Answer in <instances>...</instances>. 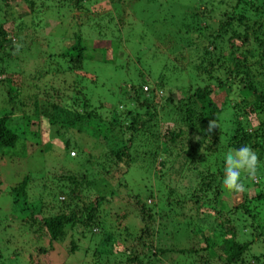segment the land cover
Masks as SVG:
<instances>
[{
	"label": "rangeland",
	"instance_id": "rangeland-1",
	"mask_svg": "<svg viewBox=\"0 0 264 264\" xmlns=\"http://www.w3.org/2000/svg\"><path fill=\"white\" fill-rule=\"evenodd\" d=\"M84 1H86L84 7L77 9L71 0H65L68 12L65 15L62 12L61 0H32L34 6L32 11L23 0H0V22L9 30L7 44L17 42L19 37V46L25 49L24 53L18 52L19 56L24 57V62H17L16 70L22 69L23 73L31 76L36 68H42L44 75L36 83L40 86L44 84L46 88L48 84L52 86L56 84L55 86L58 87L59 81L62 82L63 73L55 69L58 52H68L67 48L73 41V32H77L76 25L82 23L86 16L89 17L86 21L90 20L81 25L78 31L88 42L86 54L91 55L92 50L97 48L94 57L98 59L85 58L82 62V70L69 72L70 77L67 74L66 84L70 86V91L74 85L76 92L82 91V96L86 97L90 109L99 114L100 118L109 120L113 115L118 119L122 128V138L132 136L130 149L135 155L134 163L132 162L127 169L118 166L113 158L91 159L90 162L85 163L84 156L90 153L93 158H97L100 150H106L105 143L100 141V148L96 146L93 151L91 148L93 142L88 139L83 145L85 150L83 156L79 133L56 124H40L38 141L34 140L36 138L33 136L30 138L27 135V138L25 134L19 133L18 141L21 136L26 138V142L23 146L16 144L7 150L4 158L1 157L3 160H0V264H77L82 259L77 252L84 251L88 255L92 248L96 250H94V258L87 259L85 255L86 260L82 259V264L224 263L225 253L220 242L222 236H218L219 242L218 245L215 243L213 246L215 252L212 254L202 249L204 243L201 237L215 236L211 220L230 221L229 227L233 226L237 230H240L244 224H249L247 230L251 234L250 226L254 222L261 224L264 222V197L252 201L248 206L256 212L253 221L248 217L245 223L240 212L228 213L225 210L227 206L239 203L244 194L246 199L253 196L257 189L264 191V185L261 187L264 182V146L262 154L257 148H251L258 156V163L254 175L241 170L239 182L244 185L243 191L231 192L224 186L223 181L220 183L222 194L219 199L225 200L224 203H220L221 214L213 215L211 209L213 204L208 201L204 200V205L199 198L200 202L192 201L193 195L197 194L199 181H197L196 165L189 164L190 157L185 150L188 144L203 138H200L201 133L198 128L193 129L179 124L181 115L177 104L178 100L184 98L195 86H203L211 82L204 77V74H198V78L194 77L197 73L194 74L192 71L193 64L197 63V56L201 52L203 35L214 30L218 22L217 11H214V8H218L216 0H207L205 4H201L202 0H158L163 3V8L170 7L172 13L168 15L172 14L171 20L177 18L176 24L173 23L172 26L168 21L164 23L159 14L156 15L155 7L148 1L139 0L135 7L146 5V15H151L149 11L151 10L153 17L132 16L126 9L127 20L125 19L126 25L123 30H116L114 33L108 30L97 36H94V30L90 26L98 21L99 25L103 26L106 19L104 12L111 9L110 2L94 0L95 3L90 6L88 3L93 0ZM124 1L125 6L127 2L131 3V0ZM182 6L185 9H202L206 11L205 17L193 19L187 16L183 19ZM191 19L201 27L200 32L184 31L182 24L191 23ZM115 22L118 24L116 16ZM36 27H40V31L34 30ZM161 30L162 33L165 32V36L167 33L171 34V42L168 38H166L168 43L160 40L158 36ZM49 32H53L52 35H49ZM185 38L188 44L184 41ZM56 39L59 41L57 47ZM230 43L232 42L226 40L216 57L221 55L228 57ZM28 44H32L29 51ZM253 45L251 42L249 46L237 49V52L247 47L252 48ZM54 52V57L47 56ZM255 56L254 52L253 58ZM102 59L112 62H105ZM61 66H64L63 61ZM215 74L221 77L220 72L216 71ZM129 85L136 87L137 92L139 91L137 86L147 85L152 92L138 93V102L132 101L127 97ZM36 87L27 85L23 94L28 97L38 92L37 95H41L42 92ZM1 93L2 91H0V101ZM165 98H169V101L165 102ZM219 98L222 97H218V100ZM27 100L31 104V99L27 98ZM141 100H148L150 106L153 102L155 116L132 134V131L125 127L131 124L133 115L143 114L146 110V107L137 105ZM65 101L67 105L73 103V99L69 102ZM228 107L225 106L221 110L217 123L211 131H208L209 135L218 134L221 145L226 148L225 144L232 137L235 128L229 122L231 112ZM30 108L28 104L25 110L28 112ZM179 128H185L184 132L172 139L168 132L176 134ZM63 141H68L66 149ZM261 142L262 139L259 138L256 143L260 145ZM229 151L235 152L229 149L225 154ZM224 160L226 166V157ZM210 164V161L202 158L197 166L203 168ZM82 174L95 184L90 187L83 185L78 187L79 201L76 198L69 199L68 195H59V187L67 185L64 176L73 175L75 178H80ZM24 175L30 177L25 200L33 205L37 204L41 210L40 215L54 214L63 206L69 209V207H79L88 201L93 203L102 197L95 205L98 221L96 225L92 224L90 227L91 232L83 231V235L79 227H76V230H68L63 241L57 245L53 244L49 249L46 245L48 237L42 232L35 234L33 228L28 231L21 221V200L12 201L11 188ZM220 177L224 180L225 170ZM212 197L213 192L210 190L207 198L212 200ZM45 201H50V204L44 203ZM142 210H145L147 215H143ZM141 218L143 221L140 220ZM70 241L75 243L76 248L70 250ZM111 242H113L112 246ZM250 246L252 253L264 255V244L256 241L255 238ZM189 248L193 249V252L189 253L187 251ZM38 249L40 252L41 249L45 250L43 257L37 255ZM251 252L244 254L245 264H257L252 259L251 255L254 254ZM131 253H136L134 262L127 261Z\"/></svg>",
	"mask_w": 264,
	"mask_h": 264
},
{
	"label": "trees",
	"instance_id": "trees-1",
	"mask_svg": "<svg viewBox=\"0 0 264 264\" xmlns=\"http://www.w3.org/2000/svg\"><path fill=\"white\" fill-rule=\"evenodd\" d=\"M23 1L27 4V7L29 5L28 9L32 11L34 7L32 0ZM71 1L77 9L79 7H84L86 2L84 0ZM137 1L139 0H131V3L128 4L127 2L125 6L124 0H109L111 9L104 12V17H106V19L102 24L103 26L99 25V21L90 26V28L94 30V36L108 30L111 33L116 32V30H123L127 20L126 9L131 12L129 15L132 16L139 15L142 16V18L149 16L153 17V12L151 10H149L151 15H146V5L135 7ZM146 1H148L151 6L153 5L155 7L154 12L156 15L159 14L161 18H163L164 23L168 21L171 23V26L173 23L174 25L176 24L177 18L171 20L173 19V16H171L172 14L168 15L172 13L170 7H166V9L163 8V3L158 0ZM206 1L207 0H202L201 4H205ZM216 2L218 8H214V11H217L218 22L214 30H210L203 35V45L200 48L201 52L197 56V63L193 64L194 70L192 71L194 74L197 73L194 77L198 78V74H204V77H206L208 81L211 80V82L203 86H195L190 93H186L184 98L178 100L177 105H179V112L182 119L179 118V124H184L193 129L198 128L201 133H199L201 135L200 138H203L191 142L185 150L190 157L189 164L193 163L196 165L197 181H199L197 194L193 195L194 200L192 201L195 203L200 202L198 201L199 198L203 203L202 205H204V200L205 202L208 201V203H212L213 208L211 209L213 215L215 214L217 216L222 213V204L220 203H224L225 201L219 199L222 194L220 193V183L223 181L220 174L222 171L224 172L226 167L224 160L226 157L225 153L229 149L237 150L243 146H249L252 149L257 148L260 154H262L264 146V144H262L264 143V0H216ZM94 3L95 1L93 0L92 2L90 1L88 5L91 6ZM209 4L211 5V1ZM61 5L62 12L66 15L68 12L66 10L65 0H61ZM182 8V11H184L182 12V14H184L183 19L187 16L193 19L205 17L204 13L206 11L202 9H185L184 6H182ZM115 16L118 18V24L115 22ZM209 17L211 16L209 15ZM87 18L89 17L86 16L82 23L80 22L76 25L77 32H73V41L67 48L68 52H58V60L55 62V69L57 72L63 73L64 78L62 82L59 81L58 87L55 86L56 84L54 85L55 87L48 84L47 87H49V89L47 87L45 88L44 84L40 86L36 83V81L41 80L42 75H44L42 68H36L31 76L23 73L22 69L19 71L16 70L15 64H17V62H24V57L19 56L18 52L24 53L25 49L19 46V37L17 38V42L15 41L11 42V44H7L9 30L0 22V91H2V98L0 101V160H3L1 157L4 158L7 150L13 148L16 144H21L23 146L24 142H26V138L21 136L18 141L17 136L19 133L25 134L27 138L28 136L30 138L33 136V138H36L34 140L38 141L39 139H37V137L39 136L38 129L40 128V124L47 123L49 125L56 124L65 129H73L75 132H78L80 135L79 139L82 142L80 150L83 156L85 155L83 145L85 142H88V139L93 142L91 145L93 151L96 146L99 147L100 141L105 143L107 147L106 150H100V154H97V158H93L90 153H87L83 160L85 163L90 162L91 159L95 160L106 157L115 159L118 166L127 169L134 161L135 155H133L134 152L130 149L132 146V136L122 138V128L118 123V119L113 115L109 120L100 118L99 114L90 109V104L86 100V97L82 96L83 92H76V89H74L76 88L74 87L75 85L70 91V86L66 84L67 79L65 78L67 74L68 77H70L71 75L69 74L71 72L82 70L83 60L85 58H95L94 52H97V48H95L93 50L91 49V55L86 54L88 42L81 37L78 31L81 25L90 20L86 21ZM98 18L101 19L100 17ZM65 25L66 23H64V26ZM182 25L186 32L190 30L201 31V27L197 26L194 20H192L191 23H183ZM34 30L40 31V27H36ZM52 33L53 32H49V35H52ZM174 34L179 38L175 32ZM165 35V32L162 33L161 30L158 37L165 43H168V40L171 42V34L167 33V36ZM166 38H168V40ZM226 40L232 43L233 41L235 42L229 45V56L224 57L221 55L216 57V54L223 48V43ZM59 41L56 39V47L59 45ZM184 41H186V38ZM251 42L254 44L252 48L247 47L243 51L237 52V49H243L244 46H249ZM186 44H188V42ZM31 46L32 44L27 45L28 51ZM15 51H17V53ZM254 52L256 55L255 58H253ZM47 56L52 58V56H55V52ZM37 59L38 58H36V60ZM62 61L64 62V66H61ZM102 61L112 62L106 59H102ZM216 71L221 73V77L215 74ZM57 72L55 71V74H57ZM27 85L38 86L36 89H39L42 94L37 95L38 92H35V94L27 97L23 94ZM63 85L65 87H61ZM141 87L142 86H137V88H139L137 92L136 87L129 85L128 88H130V90L127 95L128 99L138 102V93L151 94L152 91L150 87L147 92H143ZM218 97L222 98L218 100ZM27 98L31 99V104ZM72 99L73 103L70 102L68 105L65 104V100L69 102V100ZM166 101H169V98H165V102ZM28 104L31 108L28 109L27 112L25 108H27ZM152 104L153 102L150 106L148 100H141L137 105L146 107V110L143 114L133 115L131 124L125 128L129 129L130 132L132 131L131 133L133 134L134 131H138L141 126L143 127L145 124L149 123V120L155 116L153 111L155 107ZM225 106H229L228 108L231 112V119L228 121L235 126L233 135L229 138L230 141L227 140V143H224L227 148L221 145L222 143L220 142L218 134L212 133L209 135L208 132L209 122L213 121L215 125L218 115ZM184 129L185 128H179L176 134L169 131L168 134L172 139H175L184 132ZM206 136H208L207 139L210 137L208 139L209 141H207ZM259 138L262 139L260 145L256 143ZM23 139L25 140L23 141ZM63 142L64 148L66 149L68 141ZM98 147L97 149L100 148ZM200 149L203 151L199 152L198 150ZM202 158H206L211 164L200 168V165L197 166V163H199ZM86 177L87 176L84 174H82L80 178H75L73 175L64 176L67 185L59 187V195H68L69 199L76 198V200L79 201L80 199L77 193L78 187L80 185L90 187L95 184V182H90ZM29 181L30 177L24 175L12 186V201L17 202L21 200V221L26 225L28 231L30 228H33L35 234L37 232L40 234L41 232L44 233L48 237L46 245H48L49 249L52 248L53 244L57 245L62 242L68 230H76V227H79V231L83 235V231L87 233L91 232L90 227L92 224L96 225L98 221L95 215V205L102 197L96 199L93 203L88 201L86 204L82 203L79 207H69V209L63 206V208H59L54 214L40 215L41 210H39L40 208H38L37 204L33 205L25 200ZM263 185L264 182L261 187ZM210 190L213 192L212 200L207 198V193H209ZM202 195L205 196V198H203ZM244 195L239 203L227 206L228 208L225 210L228 213L240 212L239 214L246 223L248 217L249 220L253 221L256 215V212L248 206L252 201L263 198L264 191L257 189L253 196L246 199ZM44 203L50 204V201H45ZM142 211L144 213L143 215H147L145 210ZM245 216H247V218ZM214 219H216L215 216ZM140 220L143 221L142 218ZM211 222L210 224L214 227L213 233H215V236H202L201 239L204 243L202 249L212 254L215 252L213 246H215V243L218 245V236H222L220 242L223 246L222 250L225 253L224 263L222 264H245L246 258H244V254L251 252L250 245L253 244L254 238L256 241L264 244V222L262 224L254 222L253 225L250 226L252 228V231H250L252 234L247 230L249 224H244L240 230H237V228L234 229L233 226L229 227L230 221L225 222L221 220L219 222H213L211 220ZM35 226L37 228H34ZM253 235L255 237H253ZM112 245L113 242H111V246ZM74 248H76L75 243L70 241V250ZM94 250L95 249L92 248V251L88 255L84 251H79L77 253L83 260H86L85 255L87 259H89V257L94 258ZM44 251L45 250L41 249L40 252L38 249L37 255L43 257L45 255ZM187 251L191 253L193 249L189 248ZM251 254L254 253L251 252ZM251 257L257 264H264V255L258 253L251 255ZM82 259L77 264H82ZM135 260L136 253H131L127 258L129 262H134Z\"/></svg>",
	"mask_w": 264,
	"mask_h": 264
},
{
	"label": "clouds",
	"instance_id": "clouds-1",
	"mask_svg": "<svg viewBox=\"0 0 264 264\" xmlns=\"http://www.w3.org/2000/svg\"><path fill=\"white\" fill-rule=\"evenodd\" d=\"M147 87L146 90L143 87ZM143 92L149 90V86L144 85ZM214 127V122H209V131ZM238 157V158H237ZM258 163L257 154L249 147L243 146L233 153L229 151L226 154L225 178L224 186L230 191L241 192L244 190V185L240 181L241 170L246 171L249 175H254Z\"/></svg>",
	"mask_w": 264,
	"mask_h": 264
},
{
	"label": "built area",
	"instance_id": "built-area-1",
	"mask_svg": "<svg viewBox=\"0 0 264 264\" xmlns=\"http://www.w3.org/2000/svg\"><path fill=\"white\" fill-rule=\"evenodd\" d=\"M143 89H144V90H146V89H147V87H145V86H144V87H143Z\"/></svg>",
	"mask_w": 264,
	"mask_h": 264
}]
</instances>
